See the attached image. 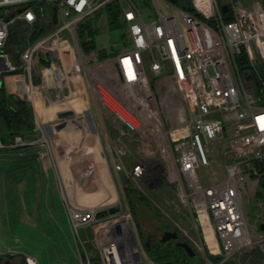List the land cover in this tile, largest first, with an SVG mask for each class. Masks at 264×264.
Listing matches in <instances>:
<instances>
[{"label": "built area", "instance_id": "1", "mask_svg": "<svg viewBox=\"0 0 264 264\" xmlns=\"http://www.w3.org/2000/svg\"><path fill=\"white\" fill-rule=\"evenodd\" d=\"M45 1L57 8V24L29 42L16 61L4 51L10 28L18 21L33 25L38 19L33 3L44 0H0V77L16 73L18 93L31 104L34 116L44 107L55 114L56 127L77 121V114L92 124L96 111L88 95L94 50L86 53L81 46L82 24L117 2L125 28V47L98 70L130 117L114 113L124 127L116 142L107 140L116 170L126 173L127 179L121 180L124 199L109 198L91 206L69 202L73 227H91L99 253L94 259L80 245L81 263L157 264L146 251L125 188L131 183L146 193L145 188L158 185L160 178L161 185L175 184L179 200L190 204L200 238H189L204 264H226L237 252L253 247L254 231L243 198L255 192L258 180L253 177L259 179L263 171L264 100L256 91L253 73L264 62V2L246 5L231 0L224 11L220 0H188L193 10L162 0L170 8L164 12L160 0H155L157 18L148 22L136 0ZM20 7L21 12L6 19ZM228 11L231 20L225 19ZM42 49L48 59L40 61L38 74L34 64ZM242 55L254 71L251 79L239 69ZM74 100L84 105L75 107ZM67 110L74 114L58 117ZM81 127L83 132L85 126ZM124 137L136 141L140 150L130 170L124 162L129 151ZM46 141L44 134L35 140L16 135L9 144L0 139V150ZM114 206L119 207L115 213L97 217ZM26 260L39 264L33 256Z\"/></svg>", "mask_w": 264, "mask_h": 264}, {"label": "rangeland", "instance_id": "2", "mask_svg": "<svg viewBox=\"0 0 264 264\" xmlns=\"http://www.w3.org/2000/svg\"><path fill=\"white\" fill-rule=\"evenodd\" d=\"M136 1L145 15L146 21L150 22L157 18L155 0ZM220 1L225 4L231 2V0ZM240 1L246 5H251L256 0ZM262 1L264 2V0ZM179 3L183 6H188L189 4L188 0H179ZM159 5L164 12L170 10L162 0L159 1ZM91 18L92 26L96 29V35L94 36L96 49L89 62V65L93 66L94 70L89 71L90 73L88 72L90 84L88 95L91 105L100 113V116H104V119L109 113L117 112L125 119L130 120L125 107L101 81L98 71L107 58L116 56L125 47V28L124 26L118 29L110 28L106 8ZM122 22H124L123 17ZM38 54L34 64V71L40 74L39 63L43 58L48 59V54L44 49ZM103 54H108V57L101 59L100 56ZM260 60L258 59L259 62H261ZM261 63L260 66L264 69V62ZM149 64V60H146V69L150 74ZM7 83L10 87L14 84L12 79L7 80ZM81 104L82 106L84 105V103ZM42 110L44 117L47 116V111H44V107ZM42 113L39 111L38 116H35V123L39 122L40 126L38 128L44 131ZM110 116L113 117V115ZM39 136L41 137V135ZM125 140L128 143L131 142L130 146L128 144V154L133 157L137 156L136 147L138 144L136 145V141L132 142L128 138H125ZM40 155L44 156V154L39 153L38 148L17 151L0 150V202L2 204L0 211L3 214L12 202L13 205L14 202H18V212H15L12 223L13 230L10 233L3 230L6 227L3 225V219L1 220L0 218V256H6L7 253H15L11 251V248L13 249L15 245L21 244L22 240L23 244L20 246L23 251L34 255L40 264H82L79 258L80 245L93 255L94 259L99 258L91 227H80L76 230L65 209L63 207L57 209L54 196L49 198L46 190H44L43 195L41 194L39 190L40 181L42 176H44L45 167L44 162H41ZM132 163H129L128 167H132ZM122 176L123 180L127 179L124 174ZM253 178L258 180L255 192L250 195L245 194L243 200L246 216L254 231L255 243L253 247L237 252L228 263L253 264L254 262L256 264H264V231L261 229V224L264 222V198L257 195L261 177L259 179H257L258 177ZM28 185L37 187V192L29 195L30 197H27V194L25 195L24 193L17 194L19 190L23 192ZM128 185H131V183H128ZM132 188L145 197V201L138 202V213L131 208L136 225L142 236H148L151 233L169 228L167 230H178L181 240L190 244L192 243L190 238L196 240L200 238V232L196 226V216L191 211L190 204L179 200L178 189L175 184L164 183L159 189L154 190L145 188L146 193L134 186ZM125 195L128 199L126 192ZM122 197L124 199V194ZM58 202L59 205L63 202L61 197L58 198ZM42 206L44 211L41 209ZM11 244H14V246Z\"/></svg>", "mask_w": 264, "mask_h": 264}, {"label": "crops", "instance_id": "3", "mask_svg": "<svg viewBox=\"0 0 264 264\" xmlns=\"http://www.w3.org/2000/svg\"><path fill=\"white\" fill-rule=\"evenodd\" d=\"M110 115H113V117ZM75 118L77 121H69L73 124L67 125L64 129H58L55 126V114L47 112V116L44 117V131L34 124L35 136L39 138V135L42 136L44 134L47 141L44 144H38L30 148H38L39 153L44 154V156L40 155L41 162H44L45 167L44 176H42L40 181L39 190L41 194L43 195L44 190H46L49 198L54 196L57 209L63 207L66 214H68L69 202L91 206L109 198L122 197V174L126 176L125 172L116 170L113 161L114 150L107 142L108 139L116 142L120 138V129L124 127V124L116 121L114 113H109L104 119V116H100V113L93 111L92 124L84 121L82 115L77 114ZM81 125L85 126L84 130H82L84 133L81 132ZM67 129L71 130V132L67 133ZM125 138L127 137L122 139L130 146L131 142L128 143ZM135 143L137 145V142ZM136 149L137 156L133 157L129 154L124 156L127 170L133 167L140 156L138 146ZM131 162H133L132 167H128ZM36 189L38 188H35L34 185H28L23 192L19 190L17 194L24 193L25 195L27 194V197H30L29 195L37 192ZM59 197L63 200L60 205L58 202ZM17 203L14 202V205L13 202L12 204L10 203L11 205L5 209L3 214L0 211V218L1 220L3 219V225L7 228L3 230L9 231V233L13 230L12 223L15 212H18ZM1 206L0 202V210ZM41 209L44 211L43 206ZM21 244H23L22 240ZM21 244L19 243L15 245V248H11V251L15 253H7L6 255L12 254L14 257H16L15 255L24 256L27 263V256H35L23 251ZM11 245L14 246V244ZM14 257L8 258L13 259Z\"/></svg>", "mask_w": 264, "mask_h": 264}, {"label": "trees", "instance_id": "4", "mask_svg": "<svg viewBox=\"0 0 264 264\" xmlns=\"http://www.w3.org/2000/svg\"><path fill=\"white\" fill-rule=\"evenodd\" d=\"M179 3V0H172ZM35 9L38 12V19L33 25H30L24 21H18L14 23L10 28V35L7 40L4 51L9 53L11 57L18 61L20 52L26 48L29 42L37 40L45 33L49 32L53 28V8L50 3L44 0V2L33 3ZM193 10L188 4L184 6ZM108 14V20L111 29H118L124 26L122 22V10L117 2H113L106 7ZM226 20H231L233 15L230 11L224 14ZM92 18L87 19L79 30V38L81 46L86 53H90L96 49V43L94 36L96 35V29L92 26ZM108 57V54L100 56L101 59ZM44 63V58L41 59ZM238 66L243 73H253L251 65L248 63L245 55L239 57ZM254 86L260 97L264 100V69L259 68L258 73L254 74ZM2 82L0 83V138L11 143L16 135H23L29 140L37 139L35 136V129L32 123L35 121L34 111L31 104L18 93L16 85V73L8 72L1 76ZM13 80L14 84L10 87L7 80ZM34 145H29L25 148H6L7 151H17L22 149H29ZM133 185H128L125 188V192L128 196L131 208L137 212L138 202L145 201V197L138 194L134 190ZM257 195L264 198V160L263 171L260 181V186L257 191ZM138 213V212H137ZM165 228L163 230H167ZM142 236V235H141ZM143 241L147 239V236H142ZM149 256L157 264H204L202 256L197 253L196 257H191L187 254L183 247L176 244L175 241L170 240L165 243L159 241L152 242L151 246L146 249ZM14 257L12 254L6 256H0V264H2L6 257ZM232 264V263H226ZM253 264H256L253 262Z\"/></svg>", "mask_w": 264, "mask_h": 264}, {"label": "water", "instance_id": "5", "mask_svg": "<svg viewBox=\"0 0 264 264\" xmlns=\"http://www.w3.org/2000/svg\"><path fill=\"white\" fill-rule=\"evenodd\" d=\"M222 9L224 11H227L228 10V4H223L222 5ZM22 10H23V7L11 10L7 14L6 19H10L15 13L21 12ZM52 18H53V23L56 25L57 21H58V10H57L56 7H53ZM246 77H247V79H251L252 78V74L247 73ZM1 82H2V79L0 77V83ZM73 114H74V112L72 110H67V111L60 112L58 114V117L59 118H67V117H71ZM69 124H73V123L65 121V122L61 123L57 128L58 129H64ZM32 126H34V123H32ZM2 141L5 142L4 140H2ZM5 143H7V142H5ZM162 182H163V180H162V178H160L159 182H158V185L149 186V188L150 189H155L159 185H161ZM118 210H119V207H113V208H110L109 210H102V211L97 213V217H104V216H106L108 214L115 213ZM261 229L264 231V222L261 224ZM156 240L159 241L160 243H165L167 241L173 240V241L176 242V244L178 246L183 247L189 256H191V257H196L197 256V253L194 250V248L191 246V244L188 243L187 241H182L181 240V235H180V232L178 230H163V231L154 232V233L149 234L147 236V239L144 242L145 247L149 248L151 246L152 242H154ZM212 258L214 259V257H212ZM2 264H27V263L25 261V257L24 256H16L13 259H10L8 257L5 258V260H4V262ZM93 264H101V263L99 261H94Z\"/></svg>", "mask_w": 264, "mask_h": 264}, {"label": "bare ground", "instance_id": "6", "mask_svg": "<svg viewBox=\"0 0 264 264\" xmlns=\"http://www.w3.org/2000/svg\"><path fill=\"white\" fill-rule=\"evenodd\" d=\"M80 99H81V97H80ZM71 102H73V106L75 105V107L77 106L76 104H81V100H80V102H77L76 100H74V101H71ZM85 106H89V104L86 102V105ZM86 107V108H87ZM42 109L40 110V112L42 113ZM44 113H42V116L44 117V115H43ZM32 264H37L35 261H32Z\"/></svg>", "mask_w": 264, "mask_h": 264}]
</instances>
